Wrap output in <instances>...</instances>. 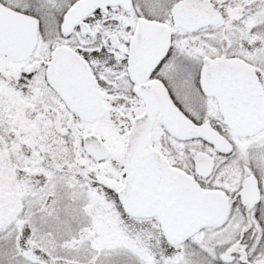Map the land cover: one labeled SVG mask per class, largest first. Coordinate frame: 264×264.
<instances>
[{
	"label": "snow or ice",
	"instance_id": "obj_1",
	"mask_svg": "<svg viewBox=\"0 0 264 264\" xmlns=\"http://www.w3.org/2000/svg\"><path fill=\"white\" fill-rule=\"evenodd\" d=\"M0 264H264V0H0Z\"/></svg>",
	"mask_w": 264,
	"mask_h": 264
}]
</instances>
